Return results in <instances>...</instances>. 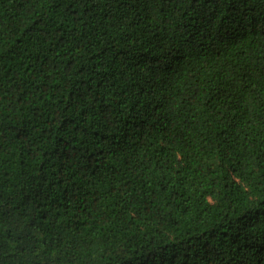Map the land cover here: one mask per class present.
I'll use <instances>...</instances> for the list:
<instances>
[{"label": "trees", "instance_id": "16d2710c", "mask_svg": "<svg viewBox=\"0 0 264 264\" xmlns=\"http://www.w3.org/2000/svg\"><path fill=\"white\" fill-rule=\"evenodd\" d=\"M0 264H264V0H0Z\"/></svg>", "mask_w": 264, "mask_h": 264}]
</instances>
